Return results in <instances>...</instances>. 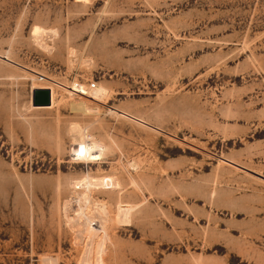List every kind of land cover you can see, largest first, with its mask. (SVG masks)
Instances as JSON below:
<instances>
[{"label": "rangeland", "instance_id": "rangeland-1", "mask_svg": "<svg viewBox=\"0 0 264 264\" xmlns=\"http://www.w3.org/2000/svg\"><path fill=\"white\" fill-rule=\"evenodd\" d=\"M0 264H264V0H0Z\"/></svg>", "mask_w": 264, "mask_h": 264}, {"label": "bare ground", "instance_id": "bare-ground-1", "mask_svg": "<svg viewBox=\"0 0 264 264\" xmlns=\"http://www.w3.org/2000/svg\"><path fill=\"white\" fill-rule=\"evenodd\" d=\"M46 31L44 27L34 26L31 29V35L39 41V36L41 37L42 34L48 36ZM52 33L54 32L52 31ZM43 41L44 40L41 39L39 44L42 48L44 47V49L49 50L50 47ZM39 79H43V76ZM94 87L89 88V94L93 98L99 99L105 93V88L101 85ZM50 104L51 91L50 103L48 105L33 106L44 107ZM112 185H114V183L107 177H88L85 180L73 182L74 200L78 202V207L75 209V212L70 215V218H66L68 215L67 208L72 201L66 200L63 202L64 207L62 210L72 237H74L77 243H84L85 247L88 249H101L113 241V236L109 229L113 217L108 210L107 204L93 199L92 194V192L95 191L108 190Z\"/></svg>", "mask_w": 264, "mask_h": 264}, {"label": "water", "instance_id": "water-1", "mask_svg": "<svg viewBox=\"0 0 264 264\" xmlns=\"http://www.w3.org/2000/svg\"><path fill=\"white\" fill-rule=\"evenodd\" d=\"M30 103L32 105H48L50 103L49 89L42 86L30 88Z\"/></svg>", "mask_w": 264, "mask_h": 264}, {"label": "built area", "instance_id": "built-area-1", "mask_svg": "<svg viewBox=\"0 0 264 264\" xmlns=\"http://www.w3.org/2000/svg\"><path fill=\"white\" fill-rule=\"evenodd\" d=\"M38 75H39V78H41L42 75L41 74H38ZM88 85H89V87H93L94 86V81H90ZM42 87H46V86H42ZM49 94H50V90H49Z\"/></svg>", "mask_w": 264, "mask_h": 264}]
</instances>
